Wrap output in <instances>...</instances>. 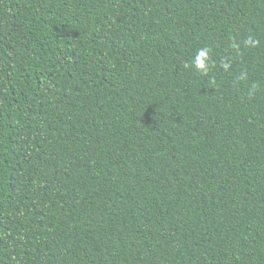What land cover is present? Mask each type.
Segmentation results:
<instances>
[{"label": "trees", "instance_id": "16d2710c", "mask_svg": "<svg viewBox=\"0 0 264 264\" xmlns=\"http://www.w3.org/2000/svg\"><path fill=\"white\" fill-rule=\"evenodd\" d=\"M0 264H264V0H0Z\"/></svg>", "mask_w": 264, "mask_h": 264}, {"label": "clouds", "instance_id": "9594fccd", "mask_svg": "<svg viewBox=\"0 0 264 264\" xmlns=\"http://www.w3.org/2000/svg\"><path fill=\"white\" fill-rule=\"evenodd\" d=\"M207 54H208L207 49L200 51L194 62L195 66L202 71L206 70L207 67Z\"/></svg>", "mask_w": 264, "mask_h": 264}]
</instances>
